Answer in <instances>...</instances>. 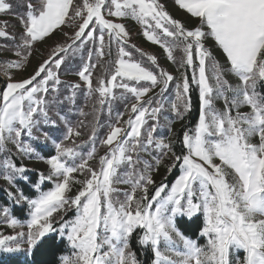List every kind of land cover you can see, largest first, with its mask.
<instances>
[{
  "label": "snow or ice",
  "instance_id": "1",
  "mask_svg": "<svg viewBox=\"0 0 264 264\" xmlns=\"http://www.w3.org/2000/svg\"><path fill=\"white\" fill-rule=\"evenodd\" d=\"M174 3L196 21L193 26L173 18L160 0H20L23 11L16 17L21 31L10 33L7 22L0 27V38L12 42L0 51H14L19 58L0 64L7 77L0 88V153L10 154L11 145L23 156L43 159L30 141L40 139L36 133L41 125L56 124L53 112L65 121L63 139L71 142L53 140L55 155L46 160L48 174H40V181H53L54 188L40 191L36 199L8 193L17 204L24 200L29 206V250L47 234L57 233L70 248L60 264H140L133 240L153 254L151 264H264V0ZM12 7L10 0H0V14L11 12ZM107 17L136 21L142 35L158 45L167 60L192 69L191 82L185 72L177 81L155 54L132 44L140 57L136 59L127 50L130 34L125 25ZM64 25L75 28L68 37L71 42L57 45L33 74L14 80L8 70L23 68L35 42ZM89 42L95 47L88 50L87 62L76 74L89 97L98 94L93 113L97 105L117 99L114 89L123 90L120 98L127 100L125 94H131L135 99L100 141L106 151L96 166L89 163L97 156L95 126L88 141L81 142L92 143L83 156L74 139L82 135L83 121L74 128L57 110L65 100L74 104L80 88V84L69 85L72 94L60 99L64 82L57 70L66 55ZM113 43L116 57L105 62V68L101 61L111 55ZM177 51L179 60L174 55ZM98 67L108 72V78H97L94 87L92 76ZM173 81L177 82L171 111L178 119L192 110L191 86L198 90V122L183 132L179 153L174 150L175 141L154 136L164 109L160 97ZM156 88L159 92L148 96ZM218 101L222 107H217ZM80 115L87 113L80 109ZM168 130L171 133V123ZM42 135L45 141L52 139L47 132ZM165 159L170 163L165 165L164 180L157 183L153 174ZM2 166L10 185L18 175L27 179L25 166L11 159ZM174 169L179 175L174 182H165ZM74 173L84 178L77 179ZM73 185L79 188L69 195ZM34 187L39 191L40 184ZM0 211L7 216V208ZM69 212L74 216L66 219ZM57 213L62 215L54 227ZM197 214L203 223L197 238L191 239L178 222L183 224L182 218L191 220ZM7 224L21 226L14 218ZM24 236V232L0 235V251H19L17 238ZM199 239L204 243H198Z\"/></svg>",
  "mask_w": 264,
  "mask_h": 264
},
{
  "label": "trees",
  "instance_id": "2",
  "mask_svg": "<svg viewBox=\"0 0 264 264\" xmlns=\"http://www.w3.org/2000/svg\"><path fill=\"white\" fill-rule=\"evenodd\" d=\"M17 0H11V3H16ZM23 11V9H22ZM12 15H15L17 13H20L19 10L15 11L11 10ZM17 22V21H14ZM13 30V27H8L7 31ZM10 32V31H9ZM11 33V32H10ZM3 43H8L11 45V41L0 38V47H4ZM79 44V42H77ZM133 43H129V47L127 50H130L133 52V55L136 59H139V54L135 52L134 49L130 47ZM75 47V46H74ZM95 47L91 42L87 43L83 48H81L79 51H76L74 53H70L64 57V63L61 65V68L58 71V74L60 76V79L64 82L60 86V99H63L66 96H69L72 94V89L69 87V85L73 84L70 82V78H73L77 76V72L81 69L83 63L87 62L88 57V50H91ZM138 47V46H137ZM139 48V47H138ZM106 52L108 49L105 50ZM9 51H0V61L2 59H6L7 56L10 55L8 53ZM11 52V51H10ZM60 55L64 56L63 53ZM2 57V58H1ZM116 57V45L113 43L111 48V55H106L104 57V61H101V63H105L107 61H112ZM92 61L96 62L97 57L93 55ZM108 65L105 63V68H107ZM103 77L105 79L108 78V72L105 71V69L97 68L93 71V86H96L97 78ZM172 84V83H170ZM168 85V90L165 92L166 94H163V97H160V99H168L169 103L167 106L169 108L171 107L172 101L175 100V97H169L168 92L172 89V85ZM4 86V81L0 78V88ZM194 90L190 93L191 101H192V110L187 113L184 118L178 119L177 117L175 120H177L180 124L179 128H175L174 132L166 131V133H169L171 136L175 137V143L173 145L174 150L179 153L181 151V144L179 143V140L182 139L183 132L186 129L193 128L197 122L198 119V90L196 86L192 85ZM115 95L117 99L112 100L109 103H106L103 106L97 105L98 111L93 113V105L96 104V100L98 98V94H93L91 97L87 95V88L86 86H80L79 89L76 90L75 95V103L69 104L66 100L62 105L59 106L57 109L59 111L60 116L65 117V119L68 122V125H72V127L79 126L80 122L83 121V126L80 127V131L82 132V135L80 137L74 138L76 140V143L81 145L78 148V151L83 155L86 156L87 152L91 150L92 143H81L88 141V137L91 135L92 128L95 126L96 129V142L95 147L97 149V156L95 159L89 161L90 164L93 166H96L98 163V158L100 155H104L106 149L104 146L100 144V141L106 137V134L109 131V127L111 125L116 124L118 114L125 113L126 104L130 105L135 101L133 97H131V94H125L127 96V100L120 98L121 94L123 92L122 89H114ZM159 92V88H156L153 90V94L150 93V96H154L155 93ZM152 106H155L154 104ZM80 109H83L87 115L81 116L80 115ZM172 111H169L171 113ZM53 118L56 120V124L53 126L51 124L49 125H41L40 131L36 133L40 136L39 140H32L30 143L35 149L39 148V151L42 154L43 159L50 158L52 155H55V147L51 141V139L48 140L50 142L48 147H45L43 145H40V142L36 144L38 141H43L45 144L46 141L41 139V136L44 132H47L51 138L55 136V132H58L62 137H54L56 140L59 138H62V142L65 145H70L71 142L63 139V128L61 125H65V122L59 119L55 112L51 114ZM163 118V114L160 117L159 123ZM170 118V117H169ZM174 120V121H175ZM169 123H173L172 118H170V121L168 119ZM153 123V121H149V124ZM160 125V124H158ZM50 127V128H49ZM168 127V125H167ZM159 128V127H158ZM157 128V131L154 133V136L157 138H160L157 133L159 132ZM53 130V132H52ZM66 132V131H65ZM54 133V136L52 134ZM59 143V142H58ZM13 162L17 165H23V160L21 161L20 158L17 156L13 158ZM170 162V161H168ZM69 163H72V161H69ZM76 163H79V159L76 160ZM29 171L24 173V176L27 177V179H18V185L15 192H17L16 197L19 196V193H23L24 196H26L29 199H35L39 196L40 191H48L52 187H54L53 181H40V174L41 172L38 169L29 168ZM163 169H166L164 167ZM77 179H83L84 177L81 176L79 173L73 174ZM166 175V174H165ZM179 175V170L174 169L171 173H167V180L165 182L171 183L174 182L176 177ZM20 177V176H19ZM164 178V177H163ZM40 184L39 191L34 187V185ZM75 186V185H73ZM72 186V187H73ZM0 202H3L5 204H10L9 202V191H5L4 189L0 187ZM78 188H72L71 192H76ZM15 190V189H14ZM20 190V191H19ZM19 192V193H18ZM15 196V195H14ZM13 196V199H14ZM15 201V199H14ZM27 202V201H26ZM13 215L20 214L23 218H27V215L30 213V209L27 203H22L19 205H14ZM72 212H69V215H72ZM184 223L181 224L178 222V227H180L181 232L185 236L191 239H196L198 236V231L202 227L203 223V217L200 214H197V217L192 218L189 220L187 217L182 218ZM203 239H199L198 243L203 242ZM132 247L133 250L137 254V259L140 261V264H151L153 257V254L150 251H147L145 247L138 245L136 240L132 241ZM68 251H70V248L67 244L66 239H61L57 234H49L46 235V237L43 238V242L39 244L38 246L32 248L31 252L21 251V252H14L7 255H3L0 257V264H60V259L62 256H64Z\"/></svg>",
  "mask_w": 264,
  "mask_h": 264
},
{
  "label": "rangeland",
  "instance_id": "3",
  "mask_svg": "<svg viewBox=\"0 0 264 264\" xmlns=\"http://www.w3.org/2000/svg\"><path fill=\"white\" fill-rule=\"evenodd\" d=\"M11 2V0H10ZM19 2L20 0H17L16 3H12L13 7L11 10L17 11L19 10L20 13L22 12V8L19 7ZM160 3L164 6L165 10L175 19H179L181 20L183 23H185L186 26L191 27L193 26L196 21L195 20H190L187 16V14L178 8V6L174 3V0H160ZM108 19H112L114 22L117 23H123L126 27V30L129 32V43H133L134 45L138 46L140 49H142L144 52L148 53V54H155L158 58V62L160 64V66L168 71L170 74H172L173 76H175L177 78V81L180 78V73L181 72H185L190 79L191 82V75H192V69L191 68H180L178 63H173L169 60L166 59V54L163 52V50L156 44H153L152 42L148 41L143 35H142V28L141 25H139L136 21L132 20V19H119V18H114V17H107ZM17 21V22H14ZM7 22L8 23V27H13L14 29L9 30L11 33L15 32V33H19L21 31V25L19 24L17 17L15 15H12L11 12L7 13V14H0V27H2L4 25V23ZM75 31L74 27H69L67 25L61 26L60 29L55 30L52 34H50L49 37H46L43 41H37L35 42L33 49L31 51V55L28 57V61L27 63L24 65L23 68L21 69H15V68H11L9 69V73L12 75L14 80H20L23 78H27L28 76H30L31 74L34 73V71L36 70V68L38 67V65L45 59H47L49 57V55H51V53L55 50L57 45H64L65 43H70L71 41L68 39V37L72 36L73 32ZM65 33L68 34V36H65ZM4 47L8 46L10 47L11 45H9L8 43H3ZM208 47H211V42L209 41V43L207 44ZM215 51V50H214ZM8 53H10L9 56L6 57V59H2L0 61V64H3L5 62L8 61H12V60H17L19 59L18 57L15 56L14 51H9ZM215 54L217 56L218 59L223 60V57L220 55V53L218 51H215ZM174 55L177 56V60H179L180 57V53L179 51L175 52ZM2 58V57H1ZM0 78L4 81L7 80V77L4 76V73L2 70H0ZM70 82H72L73 84H80V86H85L84 82L80 80V77L77 75L73 78L69 79ZM177 81H173L171 82L172 84V89L168 92L169 97H175V83ZM194 85V84H193ZM195 86V85H194ZM191 90L193 92L194 88L193 86H191ZM190 90V93H191ZM152 93V92H150ZM150 93L148 94V96H150ZM153 94V93H152ZM166 94V93H164ZM148 97L146 96L144 99H147ZM168 99H163L164 102V109H163V118L160 121V125L157 126L158 128V133L157 135L164 139L166 142H171V141H175V137H173V135L171 136L169 133H166V131L168 130L167 125L169 124L168 119L170 121V118H172V121L174 122V124H171V132H174L175 128H179L180 127V123L175 120L176 115L175 113L171 112L169 113V111H171V107L169 108V106H167ZM135 102V101H134ZM133 102V103H134ZM171 106V105H170ZM217 107H222V102L218 101L217 102ZM242 110H247V109H242ZM170 117V118H169ZM123 119L126 120L128 119V115L125 114L123 116ZM175 120V121H174ZM64 121V120H62ZM65 122V121H64ZM69 122V121H68ZM198 122V119H197ZM196 122V123H197ZM123 123V121H121V124ZM196 125V124H195ZM63 128V136L65 134L66 131V125H61ZM72 126V125H70ZM50 128V127H49ZM53 132V130H52ZM52 134V133H51ZM54 136V133L52 134ZM54 137H62V135H60L58 132H55V136ZM52 138L50 142L53 143V140H55V142H62V138L59 139H55ZM41 139H43V135L41 136ZM45 141V140H44ZM40 142V145H43L45 147H48V145H50L48 142V140L46 141V143L44 144L43 141H38L36 144H38ZM54 145V143H53ZM11 149L10 154H8L7 156L4 153H0V187L2 188V190L4 189L6 192L9 191L11 193H13L15 196L17 194V192H15L16 190H18L16 184H18V179L21 178L19 177V175L14 179L13 184H9V182L7 180H5L3 178L4 176V169L2 166V162L5 159H11L13 161L14 157H18L20 158V160L24 162V166L25 167H29V168H33V169H38L41 173L47 175L48 171H49V166L46 163L47 159H38L36 158V156L34 155L33 157H28V156H23L21 154H19L15 148H13L11 145L8 146ZM36 154H38L40 157H42L41 152L39 151V148L36 149ZM169 160L165 159L164 161V165H162L159 169L158 172L153 174V178L157 181V183H159L161 180H164L163 177H165L166 174V169H163L165 167V165H167ZM218 162V161H217ZM79 188V185H75L72 188ZM117 187L124 189L127 186L126 185H117ZM54 188V187H52ZM51 188V189H52ZM15 189V190H14ZM49 189V190H51ZM1 190V189H0ZM48 190V191H49ZM20 191V190H19ZM77 191V190H76ZM19 193V192H18ZM21 193V191H20ZM19 193V195H20ZM75 192H70L69 195H74ZM26 197V196H25ZM123 198V197H121ZM29 199V198H28ZM36 199V198H35ZM9 202H11L10 204H5L3 202H0V210L7 208L8 209V214L7 216H5V214L3 213V211H0V235L2 236H16L17 233L19 232H24L25 236L24 237H18V243L20 246V250L19 251H15V252H21V251H26V252H31V250H29L27 242H26V234H27V222L30 219V213L27 215V218H23L20 214H16L13 215V210H14V205H21L22 203H27L24 200H21V202L19 204H17L14 199L13 196H9ZM73 213V212H72ZM62 214L57 213L54 214L53 220H54V227H58L59 224V220H60V216ZM74 216V213L72 215H69V213L67 214V216L65 217L66 219H71ZM16 219L19 224L21 226H18L16 228H12L10 226H8L7 224V220L8 219ZM189 219V218H188ZM49 234H57V233H49ZM47 234V235H49ZM12 243V242H10ZM203 242H201L200 244H203ZM12 246H15V243H12ZM14 253V252H12ZM10 254L8 252H4V251H0V257L3 255H7ZM70 254V251H68L65 255Z\"/></svg>",
  "mask_w": 264,
  "mask_h": 264
}]
</instances>
